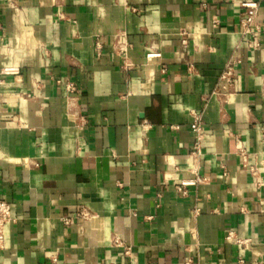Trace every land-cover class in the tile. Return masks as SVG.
<instances>
[{
  "label": "crops",
  "instance_id": "0c3cea01",
  "mask_svg": "<svg viewBox=\"0 0 264 264\" xmlns=\"http://www.w3.org/2000/svg\"><path fill=\"white\" fill-rule=\"evenodd\" d=\"M243 1L0 0V264H263L264 0L256 35Z\"/></svg>",
  "mask_w": 264,
  "mask_h": 264
},
{
  "label": "built area",
  "instance_id": "2783aa9c",
  "mask_svg": "<svg viewBox=\"0 0 264 264\" xmlns=\"http://www.w3.org/2000/svg\"><path fill=\"white\" fill-rule=\"evenodd\" d=\"M242 5L246 8L245 12H244V16L241 17V19H240V23H241V26L243 28V34L244 35H256V33L260 31V24L257 21L258 4L254 0H247V1H243ZM182 34H183V37H182L181 41H182L183 45H186L188 43L187 33L185 31H183ZM117 43L119 46L120 53L124 57H126L128 49L131 46V44L126 40H124V41L118 40ZM258 45L259 44H258L257 39L254 38L253 41L251 42V46L256 47ZM96 49L98 51V54H100L101 45L99 43H97ZM157 56H160V52H151V53L147 54L148 58L157 57ZM163 70H165V69L163 68ZM18 72H19L18 66H10V67H4L3 68V73H5V74H17ZM233 81H234L233 67L229 66L221 74V77H220L221 87L224 90H229ZM67 88L69 90H72V89L74 90L72 83L67 84ZM193 128L197 131V140L195 142V151L197 153H199L200 152V140L202 139V137L204 135V131H203V127L201 126V124L199 122L193 124ZM239 150H240V154L242 156L243 165L245 167H248L249 165H248L246 151L242 147H240ZM250 169L253 170L252 167H250ZM204 179H205L204 177H201L198 174L194 178L182 179L178 188L182 192H185V190L183 189V186L195 184V183L202 181ZM80 215L82 217H88V216H90V213L87 210L83 209L80 211ZM10 219H11V204L9 203V201L0 198V247H4V245H5V225ZM61 219L66 224H69L71 222V217H69V216H61ZM227 238L228 239H234L236 242L241 243L246 247L248 246L249 241H250L249 238L235 237V235L232 232H230L227 235ZM115 242L117 244H119L120 240L116 239ZM262 256H263V264H264V243H263V249H262Z\"/></svg>",
  "mask_w": 264,
  "mask_h": 264
}]
</instances>
